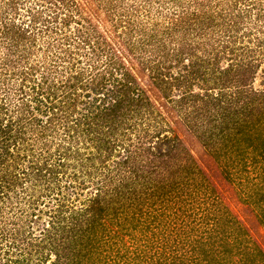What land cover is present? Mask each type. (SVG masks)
<instances>
[{"label": "trees", "instance_id": "1", "mask_svg": "<svg viewBox=\"0 0 264 264\" xmlns=\"http://www.w3.org/2000/svg\"><path fill=\"white\" fill-rule=\"evenodd\" d=\"M151 1L161 0H148L149 6ZM163 1L173 2L172 11L178 12L176 16H179L170 21V26L169 20L155 19L154 25H160L161 31L156 33L155 30L145 39H142L144 34L139 36L137 44L140 46L135 57L139 60L138 68L151 78L160 97L170 102L176 113L182 116L186 128L212 152L221 148L217 145L220 139L227 141L231 137L234 146L239 142L252 145V141L259 140L258 148L261 149L257 152L261 159L264 158V78L262 87L252 85L257 67L264 58V0L262 4L259 3L261 0ZM74 2L69 1L68 5L60 0L59 13L47 17H41L39 0H3L0 3V83L6 79L15 82V89L10 91L12 96L5 89L0 90V110L9 111V103L19 106L14 108L15 115L7 116L4 122L0 120V163L6 157L9 160L12 157L14 161L19 155L20 144L16 139L26 133V128L36 129L40 137L48 134L45 131L49 134L58 132L62 143L58 142V161L52 163L54 169L51 173L54 172L55 178V167L60 170L70 166V186H74L75 181L81 187L91 183L92 190L77 206L70 204L69 209L60 187L50 188L57 189L55 193H60L61 197L57 199L55 195L53 198L51 218L41 229L40 238L38 236L40 249L53 252L54 259L50 264H105L111 252L113 264H141L146 259L142 258L144 253L141 252L148 243L137 244L140 253L134 254L133 249L132 255L121 242L122 246L116 245L114 251H111V245L121 236L128 235L135 241L147 231L151 235L153 230L162 233L173 229L177 210L185 208L183 204L191 203V198L186 196L197 185L194 161L187 151H183L177 136L163 133L159 128L153 129L151 134L148 128L151 120L155 123L159 111L139 85L134 72L118 63L119 59H124L120 52L117 49L112 51L107 43H97L94 28L74 19L75 14H79ZM30 3L33 5L29 6ZM112 7L115 6L112 4ZM21 13L27 18L18 22L14 18ZM71 22L79 25L74 30L77 41L72 40L73 43L90 47L89 50H77V54L83 56L85 62H89L86 58L88 52L96 58L91 60L89 57L88 72L87 68H80L60 80L56 87L46 86L45 73L41 72L40 79H37L35 73L39 66L32 60L42 49L50 56L53 51L49 48H53L56 41L49 39V34L68 28ZM89 30L91 32L87 34ZM85 33L87 36L82 37ZM62 38L60 46L67 44L65 47L68 48L71 37L64 33ZM148 45H151L150 50ZM62 50L61 53L66 52V49ZM60 57L49 59L47 68L50 74L63 73L61 69L64 67L57 69ZM100 66L101 71L95 70ZM59 88L61 90L56 93ZM22 98L24 100L17 101ZM77 103L79 109H76ZM35 108L41 112V119L32 113ZM129 131L136 134L135 142L123 141ZM78 136L82 138L75 139ZM11 148L17 155L13 156ZM233 150L235 154L242 151ZM63 156L72 163H66ZM47 160L44 159L40 166L36 163L30 166L36 177L46 173L50 166H47L50 163ZM4 170L0 166V212L4 196H7V190H3L8 180L5 177L10 173ZM20 172L25 174L23 169ZM257 196L256 201L261 200V195ZM158 198L166 202L161 207L166 210L164 217L172 222L170 226L162 220L160 213H156L160 206L151 207L156 205ZM63 206L68 215L62 214L60 209ZM184 229L182 227L176 233L174 230L172 234L167 232L154 243V247L166 249L167 264H181V261L186 264L185 256L180 260L177 253L179 247L190 242L186 233L191 232L187 230L185 233ZM206 239L212 249L215 242L220 247L224 245L223 238H218L217 234ZM195 244L189 253H194ZM14 246L16 250L18 246ZM10 247L13 248V241L3 253L7 254L11 264H21L24 260L19 257L21 251L11 257L8 255ZM154 251L156 255L152 260L149 251L147 263L166 261L162 253ZM195 254L194 258H199V254ZM36 258L41 262L45 257L39 254ZM211 259L218 261L216 257ZM246 264L253 262L249 260Z\"/></svg>", "mask_w": 264, "mask_h": 264}, {"label": "rangeland", "instance_id": "2", "mask_svg": "<svg viewBox=\"0 0 264 264\" xmlns=\"http://www.w3.org/2000/svg\"><path fill=\"white\" fill-rule=\"evenodd\" d=\"M2 1L3 0H0V3ZM25 1L27 2V0ZM69 1L72 0H63V3L69 5ZM74 1L75 6L79 10V14H75L74 19H80L82 21L81 23L84 25L88 23L90 29H92V27L94 28L97 35L96 37L94 36V39L97 43H107L112 51L117 49L120 52L121 58L124 59L123 61L119 59L118 63L134 72L139 85L145 90L150 100L153 101L155 108L159 111L158 118L154 120L155 123L151 120V126L148 128L151 130V134L153 133V129L159 128L164 131L163 133L170 136H177L182 144L183 151H187L194 161V171H196L198 178L197 185H194L191 188L192 190L189 191L190 194L186 196L187 198H191V203L183 204L185 208L181 210L178 209L176 212L177 220L173 222V229L170 231L165 230L162 233H155L153 230L151 235L148 231L143 236H138L137 234L136 236H138V238H136L135 241H133L134 239L130 240V236L128 235L121 236L116 243L111 245V251H114L116 245H121L119 243L121 242L128 247V254L132 255L131 251L133 249H135L133 250L134 254H139V248L136 245L148 243L141 252L144 253L142 258H146L141 264H149L146 262L149 251H151V260L156 255L154 249L162 253L163 256L166 255V249L161 247L156 248L154 247V243L160 240L163 234H167V232L172 234L174 230L176 233L178 230L181 231L183 227L185 228L183 230L185 233L187 230L191 232L186 233L188 236L187 240L190 242H186L184 246L179 247L177 253L181 256L180 260L185 256L186 264H213L215 262L219 264H246L249 260L252 261L253 264H264V158L261 159V155L257 152L261 149L258 148L260 146L259 140L252 141V145H247V142H239L238 145L234 146V144L232 145L233 138L230 137L227 141L220 139V141H217V145L221 148L217 149L218 151H216V153L212 152L208 146H204L201 141L196 139L186 128L184 124L185 120L182 116L176 113L171 107L170 102L167 103L160 97L151 84V78L142 71V69L138 68L139 60H136L137 58L135 59V57L137 56V52L139 51L138 47L140 46L137 44L139 36L144 34L142 39H145L146 36L151 35V32L156 30V33H159L161 31L160 25H154L155 19L161 20L164 18V22L169 20L168 26H170V21L172 20L173 22V19L179 16H176L178 12L174 13V11H172L175 4L171 1L164 2L163 0L159 2L151 1L150 6L148 5V0ZM97 1L99 3H97ZM110 1H112L115 7H112ZM39 2V9L42 10L41 17H47V15L52 13H59L57 11L61 9V5L58 4L60 0H39ZM31 3L29 6L33 5ZM259 3L262 4L263 0ZM168 5H170V7ZM70 7H72V5H70ZM149 10L150 13H147ZM63 12L64 14L66 13L64 10ZM165 13L167 16L164 15ZM22 14L23 13H21V16L14 19L19 22L21 19L27 18V16L22 17ZM59 16L62 15L60 14ZM168 16H170V19H168ZM76 27H79V25L71 22L68 28H66L67 30L62 28L55 30V32L52 33L53 35L49 34V39L56 41L53 48H49V50L52 49L51 51H53L50 55L51 57L45 55L46 51L42 49L37 53L35 60H32L33 64L39 66V70L35 73L37 79H40L39 75L41 72L45 73L44 76L46 79L44 81L46 86L55 85L56 87L60 80L63 81V79L67 78L70 74L78 72L80 68L86 69L88 63H90L89 57L91 60L92 58H96L92 53L88 52L86 58L89 62H85V58L77 54V50H89L90 47H86L88 45L84 44L82 46L79 42L73 43V41H77L74 39V34L76 35L74 30ZM168 30L170 29L168 28ZM90 32L89 30L87 34ZM64 33L71 37L68 39V48L65 47L67 44L60 46ZM87 34H83L82 37L87 36ZM148 46L150 50L151 45ZM62 49H66V52L61 53L63 51ZM47 53L49 54L48 51ZM58 56H61V61L57 69L60 70L61 67H64L61 69L63 73L59 72L56 74L53 72L50 74L47 63L50 58ZM81 57L83 58L81 62H76L77 59ZM99 58L102 60L103 56ZM97 62L99 64L100 61L97 60ZM101 69L102 66L95 68V70L98 71H101ZM88 71L89 68H87V72ZM263 76L264 58L257 67L252 84L254 88L262 87L261 81L264 78ZM13 80L6 79L4 83L1 82L0 90L5 89L8 95L12 96L10 91L15 89V82H13ZM10 86H12V88H9ZM60 90L61 88L57 89L56 93ZM25 98L30 100V98ZM20 100L24 99H17V101ZM55 102H57V100H55ZM30 104L32 105L33 102H30ZM9 105V111L0 110L1 122H4L7 116L15 115L16 113L13 112L14 108L19 107L16 103L14 105L9 103ZM76 106V109L80 108V104L77 103ZM32 113L35 114V117L37 116L41 119V112L37 108L33 109ZM29 128L31 129V127ZM29 128H26V133H23L22 137L16 139L18 145L20 144L18 147L19 155L16 154L15 149L11 148L13 156H15V154L17 155L16 158H14V161L17 162L16 165L12 157H9L10 160L8 157L3 158L0 163L1 169L4 170L5 168L10 172L5 177V179L8 178V180L3 190H7V196H4L0 212V264H5L4 262L11 264L7 254L3 253L11 241H13V248L10 247V253L8 255L12 257L14 253L16 255V252L21 251L19 257L24 259L21 264H50L54 259L53 252L40 249L41 241H39V238L41 229L48 225V219L51 218L50 211L53 205L52 202L54 201L53 198L56 195L57 199H59L62 194L63 198H67L68 202H66V205H68L70 209V204L77 206L80 200L92 190L91 183L85 185V187H81V185L75 181L74 186H70L72 185L68 177L70 166L66 168L61 167L60 170L55 167L57 176L54 178V172L51 173V170L54 169L52 163L58 161L57 157L59 156V151L57 150V145H59L58 142L62 143V137L57 134L58 132H56V134L52 132L49 134L48 131H45V133H48L46 136L43 135L40 137L36 129L30 130ZM129 133L124 135L123 141L128 142L133 140L135 142L136 134L130 133L129 135ZM81 138V136H78L75 139L80 140ZM75 141L77 142V140ZM233 148L242 149V151L239 154H235ZM47 158V161L50 162L47 164V166L50 165L49 168H47L43 176L40 174L36 177L37 175L35 176L33 174L30 166L35 163L40 166L44 162V159ZM62 159H64L66 163H72L66 156H63ZM21 169L25 171V174L24 172L21 174ZM14 176L18 179L15 177V180ZM198 180L200 182L199 184ZM8 185L9 187H7ZM52 187H60L61 194H56L55 190L57 189L51 190L50 188ZM43 194L48 195L44 196ZM258 194L261 195V200L256 201ZM49 198L51 199L48 200ZM158 200L160 201L158 198L155 203L156 205H151V207L160 206L156 210V213H160L165 223L168 225L172 224L169 218L163 215L166 210L161 207V204L163 205L166 202L164 200L158 202ZM166 208L167 210L169 209L168 207ZM60 210L64 216L68 215V210H66L64 206ZM170 210L173 211V209ZM187 212L189 214H187ZM178 217L181 220H179ZM169 226L168 230L170 228ZM215 234H217L218 238L220 236L223 238L224 245L221 244L220 247V245L215 242L214 249H212L209 244L207 245L205 240H208L206 239L208 236ZM34 236L37 238L33 239ZM216 241L218 242L219 240ZM15 244L18 246L16 250H14ZM194 244V253H189V249ZM224 249H227V251ZM195 253L199 254V258H194V256H196ZM39 254L45 257L41 259V262H38V258H36ZM220 255L224 256V258ZM112 256L113 252L109 254L105 264H113ZM212 257H216L218 261L214 262L211 259ZM168 260L169 258L167 256L166 261L164 259L160 260L159 264H167ZM209 260H211V262ZM95 261L98 262L97 258H95ZM129 264H135V262Z\"/></svg>", "mask_w": 264, "mask_h": 264}]
</instances>
